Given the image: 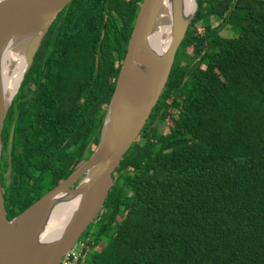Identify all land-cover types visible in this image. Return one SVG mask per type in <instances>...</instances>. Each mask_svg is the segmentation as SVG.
<instances>
[{
    "label": "trees",
    "instance_id": "trees-1",
    "mask_svg": "<svg viewBox=\"0 0 264 264\" xmlns=\"http://www.w3.org/2000/svg\"><path fill=\"white\" fill-rule=\"evenodd\" d=\"M142 1L71 0L50 26L4 122L9 219L98 145ZM198 3L85 264H264V0Z\"/></svg>",
    "mask_w": 264,
    "mask_h": 264
},
{
    "label": "water",
    "instance_id": "water-1",
    "mask_svg": "<svg viewBox=\"0 0 264 264\" xmlns=\"http://www.w3.org/2000/svg\"><path fill=\"white\" fill-rule=\"evenodd\" d=\"M70 1L0 0V47L13 27L25 23L31 30L27 33V36H30L26 50L28 65L21 83L34 61L44 36ZM161 1L143 0L141 2L128 42L127 52L122 61L115 89L106 111L100 141L91 156L68 178L12 219L7 217L1 182V159L4 122L16 94L9 102H5L0 88V264H24L21 252L28 244L22 242L25 239L23 228L40 217L42 214L37 209L58 194L65 191L74 194L80 192L83 195V200L77 205V209L64 231L51 242L40 264H60L64 253L103 212V206L114 184L113 173L120 165L123 156L140 137L157 105L169 80L177 51L199 7V0H195L194 10L172 41L167 56L164 60H159V67L154 78L141 89L140 93L135 94L129 87V80L142 50L147 31L157 15ZM182 4H185V1ZM190 10L191 7L183 6L179 14L185 17ZM37 18H39V22H31ZM151 61L157 62V59ZM112 106L114 109L111 112ZM24 216L26 219L23 224L21 222L17 226L11 225Z\"/></svg>",
    "mask_w": 264,
    "mask_h": 264
},
{
    "label": "bare ground",
    "instance_id": "bare-ground-1",
    "mask_svg": "<svg viewBox=\"0 0 264 264\" xmlns=\"http://www.w3.org/2000/svg\"><path fill=\"white\" fill-rule=\"evenodd\" d=\"M184 1L185 4H182ZM183 6L191 7L185 17L179 14ZM194 6L195 0L161 1L129 80V87L135 94L140 93L152 81L159 67V60H164L167 56L172 41L187 22ZM33 21L39 22V18L31 22ZM24 25L25 23H21L13 27L0 47V88L5 102H9L16 94L27 63L26 50L30 37L27 33L31 30ZM152 59H157V62L151 61ZM113 109L112 106L111 112ZM82 200V193L65 191L37 209L42 215L23 228L25 239L22 242L28 244L21 252L24 264H40L51 242L64 231ZM25 219L26 216L11 225L23 224Z\"/></svg>",
    "mask_w": 264,
    "mask_h": 264
},
{
    "label": "built area",
    "instance_id": "built-area-1",
    "mask_svg": "<svg viewBox=\"0 0 264 264\" xmlns=\"http://www.w3.org/2000/svg\"><path fill=\"white\" fill-rule=\"evenodd\" d=\"M89 239V236L82 234V238H79L72 247L64 253L60 260V264H85L87 262L86 251Z\"/></svg>",
    "mask_w": 264,
    "mask_h": 264
},
{
    "label": "rangeland",
    "instance_id": "rangeland-1",
    "mask_svg": "<svg viewBox=\"0 0 264 264\" xmlns=\"http://www.w3.org/2000/svg\"><path fill=\"white\" fill-rule=\"evenodd\" d=\"M226 28H224L223 29V31L222 32H226V30H225ZM227 33L228 34H231V32L229 31H227ZM109 105V104H108ZM107 108H108V106H107ZM171 124V120H168V121H165V122H157L156 123V125H157V127H158V129H160V130H162V131H167L168 130V127H169V125ZM140 138V137H139ZM93 223H95V222H93ZM91 225V224H90ZM88 229V228H87ZM82 238V236L80 237V239ZM104 243V242H103Z\"/></svg>",
    "mask_w": 264,
    "mask_h": 264
},
{
    "label": "flooded vegetation",
    "instance_id": "flooded-vegetation-1",
    "mask_svg": "<svg viewBox=\"0 0 264 264\" xmlns=\"http://www.w3.org/2000/svg\"><path fill=\"white\" fill-rule=\"evenodd\" d=\"M126 1H127L128 3H134V2H136L137 0H126ZM70 2H71V1H70ZM70 2H69V3H70ZM69 3H68V4H69ZM68 4H67V5H68ZM67 5H66V6H67ZM66 6H65V7H66ZM50 201H51V200H50Z\"/></svg>",
    "mask_w": 264,
    "mask_h": 264
}]
</instances>
